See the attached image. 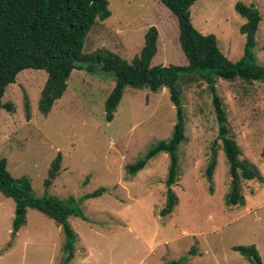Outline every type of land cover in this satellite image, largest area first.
<instances>
[{
	"label": "rangeland",
	"instance_id": "1",
	"mask_svg": "<svg viewBox=\"0 0 264 264\" xmlns=\"http://www.w3.org/2000/svg\"><path fill=\"white\" fill-rule=\"evenodd\" d=\"M235 2L253 5L260 14L253 54L264 67V0H197L189 7L190 23L197 32L212 35L220 53L233 63L244 42L238 32L244 20L233 10ZM107 9L109 17L96 19L86 34L84 54L104 49L130 63L144 33L154 27L156 52L150 65H186L176 42L175 18L157 0H107ZM45 77L43 71L25 69L5 87L0 102L12 111L0 109V158L8 173L26 178L39 198L79 199L104 189L79 204L86 220L67 218L76 235L67 264H166L179 259L183 264H250L233 246H253L264 264V83L216 79L214 84L239 159L262 178L239 181L243 207L225 204L230 178L206 84H180L183 140L176 182L170 186L176 204L160 217L167 156L151 158L132 177L125 167L169 138L175 115L167 91L125 88L111 121L105 122L103 104L112 79L73 70L61 97L42 115L37 101ZM211 149L216 163L209 182L204 172ZM56 153L60 170L44 187ZM12 215L13 202L0 194V264H61L60 228L27 209L24 227L8 243Z\"/></svg>",
	"mask_w": 264,
	"mask_h": 264
},
{
	"label": "trees",
	"instance_id": "2",
	"mask_svg": "<svg viewBox=\"0 0 264 264\" xmlns=\"http://www.w3.org/2000/svg\"><path fill=\"white\" fill-rule=\"evenodd\" d=\"M175 18L176 42L186 61L185 66L150 65L156 52L157 32L149 27L143 35V44L137 56L130 63L125 62L104 49L83 53V43L94 21L109 17L107 0H0V99L8 84L22 70H40L45 73V81L39 92L37 110L46 115L52 104L58 100L66 88V80L73 70L108 76L113 86L103 104L104 121L110 122L125 88L146 89L157 92L165 89L174 109L175 121L169 138L150 147L138 161L125 167L128 176H134L148 160L158 154L168 158L164 179V204L158 212L160 217L171 213L176 204V196L170 186L177 177V150L183 140V115L181 109L182 83L202 80L211 95V105L216 122V140L225 158L230 178L229 191L225 196L226 206L243 207L239 181H258L262 178L257 169L247 161L239 159V150L228 137L226 119L219 98L214 92L215 80L227 82L244 81L264 83V67L255 62L253 48L255 32L261 19L258 10L235 2L233 10L244 20L238 32L243 36L242 54L235 62L227 60L218 50L212 35L197 32L190 23L189 7L197 0H157ZM0 109L12 111L9 104L0 102ZM25 116L28 117L24 102ZM214 145V144H213ZM61 156L56 153L49 163L43 186L47 187L60 170ZM215 151L211 149L205 167V177L210 182L215 167ZM103 188L82 195L79 199L71 196L36 197L26 178H13L6 169V162L0 158V194L13 202L9 242L25 225V212L32 209L52 220L63 237L61 247L64 257L61 264H67L73 255L76 235L67 223L68 217L86 220L79 206L81 202L99 197ZM250 264H261L253 246H233ZM191 253L193 248H191ZM185 260H171L166 264H183Z\"/></svg>",
	"mask_w": 264,
	"mask_h": 264
}]
</instances>
